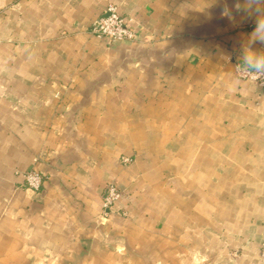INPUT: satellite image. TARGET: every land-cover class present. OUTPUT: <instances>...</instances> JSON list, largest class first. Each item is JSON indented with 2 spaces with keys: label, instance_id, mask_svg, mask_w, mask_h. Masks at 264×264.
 I'll list each match as a JSON object with an SVG mask.
<instances>
[{
  "label": "crops",
  "instance_id": "crops-1",
  "mask_svg": "<svg viewBox=\"0 0 264 264\" xmlns=\"http://www.w3.org/2000/svg\"><path fill=\"white\" fill-rule=\"evenodd\" d=\"M110 3L136 40L93 34ZM236 3L0 0V264H264V13Z\"/></svg>",
  "mask_w": 264,
  "mask_h": 264
},
{
  "label": "built area",
  "instance_id": "built-area-1",
  "mask_svg": "<svg viewBox=\"0 0 264 264\" xmlns=\"http://www.w3.org/2000/svg\"><path fill=\"white\" fill-rule=\"evenodd\" d=\"M91 31L96 36L104 39L108 44H115L122 40L134 41L137 37L136 31L128 24L125 16L114 3H110L104 14L93 22ZM241 76L255 80V77L245 76L243 71H241ZM256 82L264 86V77ZM122 160L124 163H128L132 158L124 156ZM44 183V176L40 172L30 170L25 173V185L27 187L39 190ZM121 194L122 192L117 185L109 184L103 199L104 210H109L121 197Z\"/></svg>",
  "mask_w": 264,
  "mask_h": 264
},
{
  "label": "clouds",
  "instance_id": "clouds-1",
  "mask_svg": "<svg viewBox=\"0 0 264 264\" xmlns=\"http://www.w3.org/2000/svg\"><path fill=\"white\" fill-rule=\"evenodd\" d=\"M264 5V0H244L243 4L240 0H237L235 5L236 11H244L250 13L253 6L257 14L264 13V8L260 7ZM264 45V16L257 15L255 26L248 37V51H242L241 61L243 64V74L247 77H255V80H251V83H256L257 80L264 77V51L252 50L253 44Z\"/></svg>",
  "mask_w": 264,
  "mask_h": 264
},
{
  "label": "rangeland",
  "instance_id": "rangeland-1",
  "mask_svg": "<svg viewBox=\"0 0 264 264\" xmlns=\"http://www.w3.org/2000/svg\"><path fill=\"white\" fill-rule=\"evenodd\" d=\"M131 158V157H130ZM133 159V158H132ZM262 257H263V259H264V242L262 243Z\"/></svg>",
  "mask_w": 264,
  "mask_h": 264
}]
</instances>
